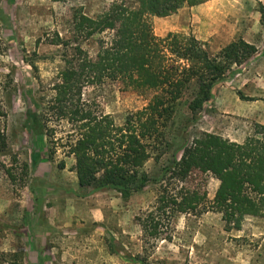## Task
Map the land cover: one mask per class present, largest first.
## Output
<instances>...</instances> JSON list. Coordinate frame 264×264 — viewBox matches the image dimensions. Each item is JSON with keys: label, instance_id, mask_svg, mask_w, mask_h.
Here are the masks:
<instances>
[{"label": "rangeland", "instance_id": "obj_1", "mask_svg": "<svg viewBox=\"0 0 264 264\" xmlns=\"http://www.w3.org/2000/svg\"><path fill=\"white\" fill-rule=\"evenodd\" d=\"M113 1L0 0V264H264V219L247 217L236 229L212 211L177 214L167 230L170 238L154 241L136 218L143 219L152 207L156 184L127 199L114 190H81L71 171L73 159L62 150L48 157L41 102L52 95L63 54L69 55L56 44V35L70 40L74 12L96 17ZM148 20L157 37L192 35L211 56L236 41L256 48L217 85L201 111L188 110L191 90L177 102L166 153L144 166L158 181L172 156L179 157L201 133L241 143L264 126V0H212ZM97 39L83 45L89 54L97 52ZM88 90L96 108L118 124L146 103L115 85ZM66 130L60 124L56 137ZM217 186L206 177L209 200Z\"/></svg>", "mask_w": 264, "mask_h": 264}, {"label": "trees", "instance_id": "obj_2", "mask_svg": "<svg viewBox=\"0 0 264 264\" xmlns=\"http://www.w3.org/2000/svg\"><path fill=\"white\" fill-rule=\"evenodd\" d=\"M208 1L116 0L96 17L74 12L70 40L56 35V44L69 55L63 54L52 95L41 102L42 128L51 144L48 157L62 150L65 158H72L71 171L81 190H114L127 199L156 184L152 207L143 219L136 218L154 241L170 238L167 230L177 214L212 211L236 229L247 217L264 219V126L258 125L241 143L201 133L181 148L179 157L172 156L158 181L144 171L150 159L166 153L177 102L191 90L188 110L198 113L213 100L217 85L234 74L233 67L256 52L253 45L236 41L211 56L192 35L154 34L148 17H169ZM95 37L97 52L92 55L83 45ZM111 85L134 91L145 106L116 123L87 94L88 89L100 92ZM60 124L67 130L56 137ZM58 168L65 169L64 160ZM208 176L218 182L211 200L205 188Z\"/></svg>", "mask_w": 264, "mask_h": 264}, {"label": "crops", "instance_id": "obj_3", "mask_svg": "<svg viewBox=\"0 0 264 264\" xmlns=\"http://www.w3.org/2000/svg\"><path fill=\"white\" fill-rule=\"evenodd\" d=\"M211 1H212V0H211ZM174 15H175V14H174ZM174 15H172V16H174ZM172 16H169V17H172ZM169 17H165V18H169ZM49 224H50V223H49ZM49 226H53V225H52V224H50ZM64 226H66V227H67V226H69V225H68V223H67V224L65 223V224H64Z\"/></svg>", "mask_w": 264, "mask_h": 264}]
</instances>
